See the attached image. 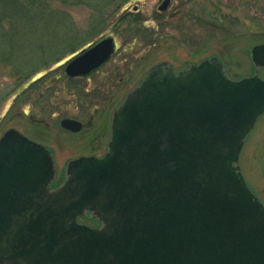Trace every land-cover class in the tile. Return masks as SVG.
Listing matches in <instances>:
<instances>
[{"label":"water","instance_id":"1","mask_svg":"<svg viewBox=\"0 0 264 264\" xmlns=\"http://www.w3.org/2000/svg\"><path fill=\"white\" fill-rule=\"evenodd\" d=\"M115 51L98 39L64 66L84 76ZM264 43L251 75L218 56L149 67L111 114L101 156L70 159L15 127L0 136V264H264V203L239 164L264 114ZM60 126L82 128L75 118ZM90 213V226L78 217Z\"/></svg>","mask_w":264,"mask_h":264},{"label":"rangeland","instance_id":"2","mask_svg":"<svg viewBox=\"0 0 264 264\" xmlns=\"http://www.w3.org/2000/svg\"><path fill=\"white\" fill-rule=\"evenodd\" d=\"M66 9L74 19L73 25L66 26L71 32L79 29L80 42L74 52L63 51L54 57L56 62L49 61L51 71L43 68L34 74L35 78L46 74L44 81L15 95L26 80L18 84L9 67H0V136L15 127L49 145L60 176L68 160L105 152L113 109L152 65L167 61L179 68L216 55L230 77L239 78L252 72L250 46L264 43V0H112L107 5L106 0H81ZM99 13L106 18L102 25L96 23ZM138 15L143 20L133 21ZM21 22L16 16L6 34L11 50L0 49V55L21 67H30L54 49L76 41L75 36L61 40L51 31L37 38ZM105 36L119 44L109 60L87 75L68 77L66 62ZM66 117L80 120L83 128L62 129L60 120ZM239 164L264 203V114L248 134ZM83 220L94 224L89 217Z\"/></svg>","mask_w":264,"mask_h":264},{"label":"trees","instance_id":"3","mask_svg":"<svg viewBox=\"0 0 264 264\" xmlns=\"http://www.w3.org/2000/svg\"><path fill=\"white\" fill-rule=\"evenodd\" d=\"M112 0L107 1L106 5ZM81 3V0H0V49L1 47H10V41L8 40V30L12 29L13 19L17 16L20 17L22 21V28L30 32L35 37H43L44 34L48 31L56 33L60 36L61 40H65L69 36H75L76 41L72 44H63L60 48L54 49L49 57L42 56L30 67H21L17 65L16 62H13L9 57H5L3 54L0 55V67L5 68L9 67L11 76H16V81L18 84L26 82L18 89L15 95L21 93L27 86L35 83L44 81L46 74H41L37 78L34 77V74L38 70L47 68L50 66L49 61H55V56L61 52L71 50L74 52L76 44L80 42V33L79 29L74 28L73 32L67 28L69 25L74 24V19L71 18L67 11V7L74 4ZM105 3V2H104ZM104 3L102 5H104ZM92 5V4H91ZM106 18L101 16V13L96 17V23L102 25L105 23ZM142 17L138 15L133 21H142ZM67 25V26H66ZM140 33V31H137ZM138 33V34H139ZM146 38V37H145ZM4 50V48H3ZM44 51H41L43 54ZM58 57V56H57ZM30 64L29 61H25V64ZM23 66L24 63L20 62ZM24 64V65H25ZM49 70V69H48ZM51 71V70H49ZM74 78V77H70ZM71 80V79H70ZM89 217L94 221V224H88L90 226H96L99 222L90 214L87 213L83 217H79L78 221H83V218ZM85 222V221H83ZM86 223V222H85Z\"/></svg>","mask_w":264,"mask_h":264},{"label":"flooded vegetation","instance_id":"4","mask_svg":"<svg viewBox=\"0 0 264 264\" xmlns=\"http://www.w3.org/2000/svg\"><path fill=\"white\" fill-rule=\"evenodd\" d=\"M256 44V43H255ZM254 45V44H253ZM252 45V46H253ZM252 46H250V48L252 47ZM119 47V44L116 42V50H117V48ZM250 48H249V50H248V53H249V57H250ZM250 60H251V58H250ZM258 63L259 64H263L264 63V61H263V59H261V58H259L258 57ZM251 64H252V67H253V69H252V72L254 71V68H255V65H254V63L252 62V60H251ZM264 70V66L260 69V73L262 72ZM251 72V73H252ZM251 73H249L248 75H250ZM117 90L118 89H116V94H117ZM83 123V122H82ZM83 128V127H82ZM65 130V129H64ZM68 131V130H67ZM61 179H62V176H60L59 174H58V172H57V176H56V179L52 182V185H55V184H57V183H59L60 181H61Z\"/></svg>","mask_w":264,"mask_h":264}]
</instances>
